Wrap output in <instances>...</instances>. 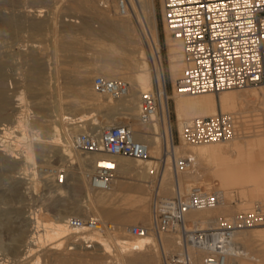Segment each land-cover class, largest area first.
Here are the masks:
<instances>
[{"label":"bare ground","instance_id":"obj_1","mask_svg":"<svg viewBox=\"0 0 264 264\" xmlns=\"http://www.w3.org/2000/svg\"><path fill=\"white\" fill-rule=\"evenodd\" d=\"M66 1L69 9H60L65 17L59 21L61 11L56 4L63 6ZM8 2L0 0V41L3 43V38L10 34L23 37L21 26H29L31 33L29 38H20L16 47L23 57L18 62L20 68L15 66L21 69L20 80L8 78L11 74H7V69L4 72L5 59L0 58V168L12 178V185H8L11 195L19 193L16 184H21L26 197L32 198L41 187V180L49 185V193L39 197L37 211L29 210L25 223L29 224L28 229H23V223L15 226L9 248H5L0 237V264H41L43 254L53 257L52 261L58 264H160L158 243L165 251H178L183 228L158 237L152 232L143 236L128 232L133 223L152 225L153 187L150 189L147 182L156 177L160 162L163 168L155 188L156 198L162 193L173 195L178 188L185 192L197 183L225 193L224 204L189 211L188 229L217 226L222 216L214 213L231 212V199L236 192L238 211L264 204V84L225 90L218 95L180 91L176 82L185 67L183 44L164 22L168 72L174 88L168 93V103L165 97L164 121L143 124L139 119L142 94L153 88L156 77L167 82L156 0H128L129 10L125 13L119 9V0H33L34 4H25L18 12L11 11ZM48 32L54 37V52L62 53L57 54L60 59L53 64L41 59V52L48 46L46 41L35 38ZM86 35L97 38L91 42L92 48H88ZM5 42L2 49L12 48V44L3 47ZM5 53L0 50V55ZM95 74L128 81L129 95L114 100L96 91ZM61 77L70 79L62 81ZM23 85L26 90H20ZM170 99L174 101L180 144L175 142L174 124L168 117ZM219 112L237 115L240 124L236 136L197 144L184 141L185 123ZM250 121H257L258 125H254L260 129L249 127ZM114 124H129L136 138L149 144L150 156H115L118 169L111 189L92 190L86 174L93 169L97 155L76 150L73 141L80 133H100ZM189 157L193 165L181 169V159ZM56 160L67 171L63 185L55 181V171L61 167L54 164ZM41 167H48V173L41 172ZM20 207L15 211L19 212ZM73 216L98 217L115 225V230L111 226L96 233L77 229L68 223ZM85 240L92 244L85 246ZM234 242L238 253L230 255L227 264H264V226L240 231ZM190 254L192 264H202L204 253L190 248Z\"/></svg>","mask_w":264,"mask_h":264},{"label":"built area","instance_id":"obj_2","mask_svg":"<svg viewBox=\"0 0 264 264\" xmlns=\"http://www.w3.org/2000/svg\"><path fill=\"white\" fill-rule=\"evenodd\" d=\"M118 5L123 13L129 10L128 0H119ZM162 15L163 23H167L183 44L185 67L176 82L180 91L192 95L220 93L264 82V0H163ZM93 87L112 99L124 98L130 93L128 81L102 75L93 78ZM168 93L165 78L163 83L156 77L153 88L141 97L139 119L143 124L164 121ZM168 117H171L169 110ZM239 124L235 113L219 112L185 123L182 138L187 144L226 140L238 134ZM73 145L82 153L97 155L93 169L86 174L90 188L96 191L111 189L118 169L115 156L134 159L150 156L149 144L137 139L129 124L109 125L100 133H80ZM193 162L191 157L184 158L179 166L189 169ZM47 169L40 168L41 172ZM55 173L56 183L65 184L66 168L60 167ZM225 202V193L219 189L198 183L185 192L178 188L170 197L155 199L151 227L134 224L128 227V232L134 236L152 232L158 237L180 227L183 233L178 241L179 250L168 252L162 248L164 264H192L190 248L204 253L202 264H227L228 257L238 253L234 242L236 234L264 225V204L232 217H222L213 228L186 227L189 211ZM68 223L77 229L86 228L95 233L108 226L115 230L112 223L93 216H73ZM91 244L85 240V246Z\"/></svg>","mask_w":264,"mask_h":264},{"label":"rangeland","instance_id":"obj_3","mask_svg":"<svg viewBox=\"0 0 264 264\" xmlns=\"http://www.w3.org/2000/svg\"><path fill=\"white\" fill-rule=\"evenodd\" d=\"M33 1V0H32ZM32 1L31 0H20L19 2L18 1H15V0H11V3H10V0H9V2H8V4H7V7L9 6L10 8V10L11 11H13V12H18L19 10H22L23 8H24V6H25V4H34V3H32ZM65 4H63V6L60 4H56V6H59V7H57V9L58 10H60V9H62L63 10V8H68L69 9V5H67L66 3H67V1L66 2H64ZM156 3H157V16H158V23H159V30H160V41H161V44H160V51H161V54H162V57H163V62H164V66H165V71H166V79H167V86H168V90H169V92H172L173 91V82H172V79H171V75H170V73L168 72V66H169V62H168V52H167V45H166V34L164 33V23H163V15H162V0H156ZM23 6V7H22ZM64 6H66V7H64ZM54 7V6H53ZM62 7V8H61ZM20 8H22V9H20ZM56 8V7H55ZM8 9V8H7ZM14 9V10H13ZM15 9H17V10H15ZM9 10V11H10ZM62 10H60L61 12L59 13V15L57 16V18L59 19V21H60V19H62V18H64L65 16H64V13L62 12ZM64 10H66V9H64ZM61 14V15H60ZM66 17H68V16H66ZM15 19V18H14ZM57 19V20H58ZM15 20H19L18 18H16ZM56 20V19H55ZM60 24V23H59ZM21 26V25H20ZM19 29V28H18ZM19 31V30H18ZM20 33L23 35V37H17L16 35H12V34H10L8 37L9 38H7L6 36L3 38V40H4V42L5 43H7V44H5L3 47H6V48H8V47H10V45L12 46V48L10 47V48H8V49H2V45H3V43L1 42V44H0V50L1 51H3L5 54H2V55H0L1 57L0 58H2L3 60L5 59V62H4V66H3V68H4V72L5 71H7L8 70V72H7V74L8 75H10V76H8V78L12 81L13 80V78H17L18 80H20L19 78L21 77V74H20V72H21V69H19L20 68V66H21V64H19L18 62H22L23 60V57L19 54V53H17L16 51H17V49H16V47L18 46V42H20V38L22 39V38H29V36H30V33H31V31H30V29H29V26H27V27H25V26H21L20 27ZM30 32V33H29ZM140 32V33H139ZM142 32H141V30L140 29H138V34H139V36H140V38L144 41V38H143V35L141 34ZM48 34V35H47ZM26 35V36H25ZM29 35V36H28ZM12 36H13V38H12ZM14 36L16 37L15 39H14ZM25 36V37H24ZM48 37V38H47ZM86 37H88L89 39H87L86 38V41L89 43V45H88V48H92L93 46L91 45V42H95L94 41V39L95 40H97V38L94 36V35H86ZM93 39H92V38ZM36 39H42V40H45L46 42V45H48L47 46V49L45 50V52H44V50L41 52V59L43 60V61H45L46 62V60H49V61H47L48 63H54V62H56V60H58V59H60V56L59 55H61L62 53L61 52H59V53H56V52H54V50H53V44H52V41H53V39L52 38H54L53 37V35H52V33L51 32H48V33H46V35L44 34V35H42V36H37V37H35ZM90 38H91V40H93V41H91L90 40ZM47 39V40H46ZM2 40V39H1ZM2 40V41H3ZM142 41V42H143ZM9 44V45H8ZM96 44V43H95ZM162 49V50H161ZM10 52H9V51ZM15 50V52H13ZM52 50V51H51ZM9 52V53H8ZM90 52H92V51H90ZM9 55H8V54ZM13 53V54H12ZM44 55H43V54ZM61 53V54H60ZM8 56H7V55ZM57 54H59L58 55V57H57ZM5 55V56H4ZM40 55V54H39ZM55 55V56H54ZM6 56H7V61L8 62H6ZM43 56V57H42ZM96 56H97V54L95 55V58H96ZM5 57V58H4ZM9 57H10V59H9ZM104 57V56H103ZM22 58V59H21ZM58 58V59H57ZM61 58H63V57H61ZM97 58H100V57H97ZM102 58V57H101ZM16 59V60H15ZM45 59V60H44ZM53 59V60H52ZM22 60V61H21ZM10 63V64H9ZM8 67H7V66ZM16 65H19L18 67V69H16L17 67H15ZM53 66V65H52ZM7 67V68H6ZM7 69V70H6ZM13 73H12V72ZM10 72V73H9ZM19 72V73H18ZM18 73V74H17ZM12 74H14V75H12ZM95 75H97V74H95ZM20 76V77H19ZM19 77V78H18ZM8 78H7V80H8ZM63 79L65 80H69L70 78H62L61 77V80L63 81ZM8 83H10V81L8 80L7 81ZM264 84V82L263 83H260L259 85H256V86H260V85H263ZM78 86V85H77ZM255 86V87H256ZM247 87H254V86H247ZM22 89H24V90H26V86L25 85H23V86H21L20 87V90H22ZM237 89H239V88H237ZM229 90H231V89H229ZM54 91V90H53ZM54 93L56 94V91H54ZM72 92H70V94H71ZM76 94V93H75ZM216 95H218L219 93H215ZM115 100V99H114ZM170 107H171V119H172V122H173V129H174V133H175V142L176 143H178V144H180L181 143V141H180V138L178 137V135H177V123H176V116H175V112H174V101H173V99H170ZM251 118V117H250ZM252 123H253V125H252ZM249 124H250V126L249 127H254L255 126V130H257V129H260L259 127H257V125H258V123H257V121H250L249 122ZM254 124H257V125H254ZM256 127H257V129H256ZM249 130H251V131H254V129L253 128H249ZM164 153V152H163ZM164 156V155H163ZM54 164H56V165H61V167H64L65 168V166L64 165H62V162L61 161H59V160H56L55 162H54ZM160 165H159V167H158V169H157V174H156V177L155 178H153V180L152 181H149V182H147L148 184H149V187H150V189L152 188V193H151V207H152V205H153V203H154V201H155V199H156V191H155V188L157 187V185H158V176L161 174V172H162V168H163V163L162 162H160L159 163ZM171 165V164H170ZM161 166V167H160ZM0 237H1V241H3L2 243L6 246L5 248H9V247H7L8 245H9V243H11V241L13 240V237H14V234H15V232H16V225H19V224H21V223H23V224H25L26 222H28V219H26V217L28 216V215H30V211H32L33 209H36L35 211H37L38 209H39V206H37V201H38V199H39V197L40 196H42L43 195V193L45 194V193H49V185H47L46 183H44V180H41V187L39 188V190H38V192L37 193H34V197H30V195H27V197L29 198H27L26 197V195L24 194V191H25V188H24V186L22 187V185L21 184H16V186H17V188L16 189H18L17 190V192L16 193H18V194H15V195H11V193H10V186H8V185H12V178L11 177H9V174L8 173H6L4 170H2L1 168H0ZM3 172V173H2ZM8 174V175H7ZM116 178V177H115ZM127 179H129V180H132V178L131 177H129V178H127ZM9 180H11L10 182H9ZM157 181V182H156ZM6 183V184H5ZM153 183V184H152ZM152 184V185H151ZM45 186V187H44ZM9 187V188H8ZM8 188V189H7ZM20 189V190H19ZM43 189H45V191L43 192ZM7 191V192H6ZM9 191V192H8ZM23 194H22V193ZM8 193H9V195H8ZM40 193V194H39ZM163 194V193H162ZM160 194V196L159 197H157V198H163V197H170V196H172L171 194ZM162 195V196H161ZM164 195H166V196H164ZM12 196V197H11ZM17 197V198H16ZM14 198V199H13ZM19 198V199H18ZM27 200H26V199ZM154 201H153V200ZM233 199L234 200H232L231 199V205H232V211L231 210H229V211H231V212H229L228 214L226 213V212H222L221 214L220 213H218V212H216V213H214V216H216L217 214L218 215H221L222 217H232V215L234 214V215H236L237 213H239V212H243V211H238V208H236L237 207V202L239 201V194H238V192H236V194L234 195V197H233ZM238 199V200H237ZM22 202H21V201ZM19 201V202H18ZM48 202H50L49 200H48ZM17 203V204H16ZM26 203H29V205L28 204H26ZM33 203V204H32ZM42 203V201H40L39 202V204H41ZM32 204V205H31ZM21 206L22 205V208L20 207V213L19 212H16L15 211V208H17L18 206ZM31 206V209H29V207ZM236 206V207H235ZM38 208V209H37ZM25 210V211H24ZM30 210V211H29ZM51 211V213L53 214L54 213V211H52V210H50ZM8 212V213H7ZM234 212H236V213H234ZM9 214V215H8ZM19 214V215H18ZM217 215V216H218ZM233 215V216H234ZM15 216V217H14ZM78 217V216H77ZM6 218V219H5ZM6 221V222H5ZM15 224V225H14ZM134 224H140V223H133L132 225H134ZM29 224H25L24 226H23V229H28L30 226H28ZM142 225V224H141ZM263 227L264 225H259V226H255V227ZM204 227H206V225L204 226ZM255 227H252V228H255ZM14 233H13V232ZM10 232V233H9ZM12 235V236H11ZM8 243V244H7ZM160 244L158 243V246H157V248H158V253L157 254H160V255H158L159 256V263L161 262L162 264H164V261H163V255H162V248H161V245L159 246ZM71 246H73L72 244H71ZM161 248V249H160ZM160 249V250H159ZM71 251H74L73 249H70ZM6 252H9V249H7L6 250ZM160 252V253H159ZM144 253H146V252H144ZM143 254V253H142ZM47 256H48V258H47ZM42 262H41V264H58V263H55V262H53L52 260V258L53 257H49V255H47V254H43L42 255ZM160 263V264H161ZM153 264V263H152ZM156 264V263H155Z\"/></svg>","mask_w":264,"mask_h":264}]
</instances>
